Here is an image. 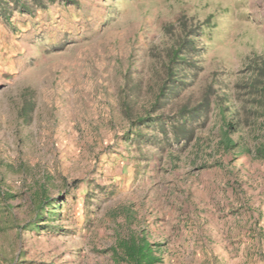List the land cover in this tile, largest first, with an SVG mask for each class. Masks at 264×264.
Listing matches in <instances>:
<instances>
[{
	"label": "rangeland",
	"instance_id": "1",
	"mask_svg": "<svg viewBox=\"0 0 264 264\" xmlns=\"http://www.w3.org/2000/svg\"><path fill=\"white\" fill-rule=\"evenodd\" d=\"M44 3L0 19V264H125L130 230L159 264H264V0Z\"/></svg>",
	"mask_w": 264,
	"mask_h": 264
},
{
	"label": "trees",
	"instance_id": "2",
	"mask_svg": "<svg viewBox=\"0 0 264 264\" xmlns=\"http://www.w3.org/2000/svg\"><path fill=\"white\" fill-rule=\"evenodd\" d=\"M69 4H75L76 0H65ZM45 7L44 0H0V19L10 23L13 19V16L16 12L21 14L32 15L35 13L36 9ZM192 45V42H189L187 45L183 44L175 49H173L170 62L168 66V77L171 78L174 76V68L179 67L181 64L183 65L182 60L185 52V46L189 49ZM264 76V74H263ZM263 98H264V88L262 89ZM209 109V107H208ZM187 107L181 109V116L184 121L182 125L188 124L189 121L186 119L187 115ZM195 112L194 114H196ZM194 116V115H193ZM149 123V124H147ZM173 122L170 120L168 122H163L161 117H158L156 120H152V118L148 119H140L137 123V129L141 130L142 127H151L158 126L161 129V133L166 138L168 136V128L169 124L171 125ZM175 127V126H173ZM182 128V127H181ZM179 128H173L177 132H182L185 134L184 130ZM231 129H234L232 125H227L223 123L219 128L218 140L216 141V151L214 154H204L206 157L212 158L213 156H219L222 154L230 153L237 149L238 144L231 138ZM176 134V133H175ZM177 136V134H176ZM190 138L191 140L193 139ZM262 154H264V148L260 150ZM208 158V159H209ZM207 159V158H206ZM207 160L202 161L201 169L207 167ZM215 166H220V162L216 161ZM113 253L119 257V261L125 264H159L161 263V258L158 255L159 248L156 244L150 242L148 235L144 232H135L130 230L127 235L121 236L117 240L116 246L112 249Z\"/></svg>",
	"mask_w": 264,
	"mask_h": 264
}]
</instances>
